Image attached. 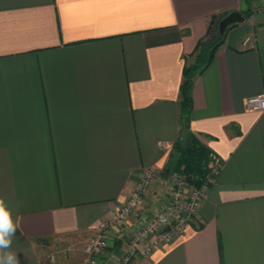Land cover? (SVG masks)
Masks as SVG:
<instances>
[{"label":"crops","instance_id":"crops-1","mask_svg":"<svg viewBox=\"0 0 264 264\" xmlns=\"http://www.w3.org/2000/svg\"><path fill=\"white\" fill-rule=\"evenodd\" d=\"M260 1L0 0V199L19 264H86L80 244L148 168L160 177L118 235L163 205L184 69L220 16L246 11L191 92L190 129L221 174L185 231L131 264H264V112L248 107L264 95ZM120 259L114 243L99 264Z\"/></svg>","mask_w":264,"mask_h":264},{"label":"built area","instance_id":"built-area-1","mask_svg":"<svg viewBox=\"0 0 264 264\" xmlns=\"http://www.w3.org/2000/svg\"><path fill=\"white\" fill-rule=\"evenodd\" d=\"M261 10L264 11V2ZM245 44L253 47L250 38L245 40ZM248 107L251 111L264 112V95L249 98ZM160 146L168 148L165 142H161ZM222 168L221 156L210 151L206 173L199 185L188 181L181 173H171L167 177L170 188L163 205L155 213L147 214L145 222L134 230L133 235L120 237L116 230L117 223H129L138 218L146 192L160 177L154 168L146 169L142 179L128 196L126 204L116 211L114 219L101 222L95 236L85 245L87 264H99L110 244L117 243L121 251L118 264H131L136 258L148 257L161 244L170 243L198 217L201 206L210 188L217 182ZM51 259L54 260L55 257Z\"/></svg>","mask_w":264,"mask_h":264},{"label":"trees","instance_id":"trees-1","mask_svg":"<svg viewBox=\"0 0 264 264\" xmlns=\"http://www.w3.org/2000/svg\"><path fill=\"white\" fill-rule=\"evenodd\" d=\"M253 11L244 12V16L249 18ZM227 14L220 16L219 21ZM233 26H230V30ZM226 33L223 37L214 33L207 42H203L196 55L195 63L186 66L184 69V78L180 88V111L179 120L181 125V134L179 141L175 144L174 153L181 154L180 161L172 173L183 174L188 181L199 185L205 176V168L208 162L210 150L199 140V138L190 129L191 113L193 109L192 87L195 77L200 75L213 61L216 51L224 44Z\"/></svg>","mask_w":264,"mask_h":264},{"label":"clouds","instance_id":"clouds-1","mask_svg":"<svg viewBox=\"0 0 264 264\" xmlns=\"http://www.w3.org/2000/svg\"><path fill=\"white\" fill-rule=\"evenodd\" d=\"M16 235V223L12 211L3 199H0V264H19L12 250L13 237Z\"/></svg>","mask_w":264,"mask_h":264},{"label":"water","instance_id":"water-1","mask_svg":"<svg viewBox=\"0 0 264 264\" xmlns=\"http://www.w3.org/2000/svg\"><path fill=\"white\" fill-rule=\"evenodd\" d=\"M245 16L240 12H232L231 14L225 16L220 22H219V36L223 37L227 31V29L235 24H239L245 21ZM181 158V154L178 152L174 153V157L169 162V165L167 167V170L165 172V176L168 177L172 171L177 167L179 161Z\"/></svg>","mask_w":264,"mask_h":264},{"label":"rangeland","instance_id":"rangeland-1","mask_svg":"<svg viewBox=\"0 0 264 264\" xmlns=\"http://www.w3.org/2000/svg\"><path fill=\"white\" fill-rule=\"evenodd\" d=\"M264 2V1H263ZM263 2H262V0L257 4V6L255 7V9H254V12L256 13V12H260V11H262L261 10V5L263 4ZM85 243L82 245V244H80V247H85ZM70 246L69 245H67V246H64V247H59L58 248V250H61L62 252H60V253H64L65 251H67V249L69 248ZM63 248V249H62ZM64 251V252H63ZM87 264V263H86Z\"/></svg>","mask_w":264,"mask_h":264}]
</instances>
